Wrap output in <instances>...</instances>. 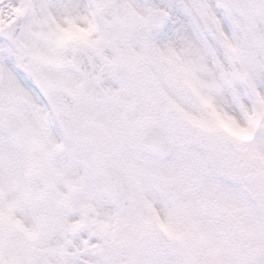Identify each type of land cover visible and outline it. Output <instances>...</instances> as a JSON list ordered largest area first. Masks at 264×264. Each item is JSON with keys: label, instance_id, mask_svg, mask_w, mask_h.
I'll return each mask as SVG.
<instances>
[{"label": "snow or ice", "instance_id": "snow-or-ice-1", "mask_svg": "<svg viewBox=\"0 0 264 264\" xmlns=\"http://www.w3.org/2000/svg\"><path fill=\"white\" fill-rule=\"evenodd\" d=\"M0 264H264V0H0Z\"/></svg>", "mask_w": 264, "mask_h": 264}]
</instances>
